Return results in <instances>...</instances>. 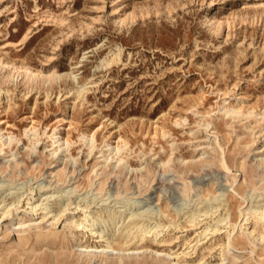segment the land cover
Instances as JSON below:
<instances>
[{"label":"rangeland","instance_id":"1","mask_svg":"<svg viewBox=\"0 0 264 264\" xmlns=\"http://www.w3.org/2000/svg\"><path fill=\"white\" fill-rule=\"evenodd\" d=\"M0 88V128L17 138L0 152V180L80 193L102 182L103 193L161 206L167 226L143 244L173 260H80V232L64 216L46 238L1 220L0 264H177L182 250L189 262H217L227 231L203 232L220 210L196 225L191 212L226 184L238 223L257 203L242 196L264 193V0H0ZM54 131L71 141L56 156ZM106 141L122 146L121 163L105 160ZM6 155L19 165L2 166ZM242 231L227 264H264V241Z\"/></svg>","mask_w":264,"mask_h":264},{"label":"bare ground","instance_id":"2","mask_svg":"<svg viewBox=\"0 0 264 264\" xmlns=\"http://www.w3.org/2000/svg\"><path fill=\"white\" fill-rule=\"evenodd\" d=\"M2 94L3 90L0 88V97H2ZM240 109V107L236 106L223 107L225 114L243 113ZM248 114L253 115V110H250ZM33 132L36 131L34 130V126H31L26 129L25 134L29 135V133ZM48 136L53 139L52 144H55L56 147V150L53 147L54 149L51 152L54 156L57 155L62 146L68 148V145L71 143L68 138L63 139L56 131ZM82 138L92 142L96 140L94 135L89 136L85 133L82 134ZM16 139L12 134H8L0 128V152L4 151L5 147L10 146ZM39 140L36 137L34 142H39ZM105 145L109 146L112 151V155H105V160L113 159L122 149V146H113L109 141H106ZM27 147L33 149L29 145ZM34 147L37 148V146ZM116 158V161L119 163L124 160V158H120L119 156ZM226 159L223 158L222 160L224 168L230 170ZM260 160L261 158L257 161ZM19 162L18 157L13 160V158H8L6 155L5 160L1 164L2 166L6 165V167L13 165L16 168L15 166L19 165ZM103 185L104 183L100 182L99 187L80 193L71 184H59L58 186L51 187L50 183L44 181H38L36 185H33L32 183L28 184V181L16 183L11 180L2 179L0 180V221L9 220L6 225V230L9 232L35 230L38 231L35 233L36 237L41 236L46 238L56 233L53 227L58 224L62 217L66 216L67 224L79 231L81 235L80 240L75 243L77 257L80 260L86 259L93 263L94 260L118 258V260L122 261L134 257H145L147 253H150V255H153V259H165L172 262L171 253L143 244L149 237H153L156 240L167 226L162 221L164 215L168 216L164 209L161 206L150 203V201L119 196L112 189L103 193ZM19 189L22 190L19 191ZM217 190L218 193L209 199L208 203H210V206L196 208L194 212L188 215L191 224L196 225L204 219H199L197 222L200 216L209 214L212 216L220 210L213 217V223L204 227L203 234L207 236L210 232L218 234L227 231V239L223 242L221 248V259L217 262H208L200 258L198 261L189 262L186 258L190 251L182 250L176 254V256L180 257V260L176 261L177 264H227L229 261L228 254H235L231 250L237 247L235 235L239 228L243 230L242 234L253 244L256 241H264V193L249 191L246 195L242 196L244 200H257V203L256 205L252 203L248 208H241L240 214L242 218L237 223L232 220L228 199V193L232 190L236 191V189L234 187L229 189L226 184H221ZM185 203L186 205L188 204V202L175 204L177 213L182 212ZM250 217L253 220L251 221L253 228L244 226ZM242 221L244 222L242 223ZM43 223H48L49 225L45 231L43 230L46 226L42 225ZM224 226H227L228 229L222 230ZM120 236L126 239L127 242L134 238L137 241L132 245L127 244L126 246L120 245L116 247L114 246V240ZM84 237H91L93 241H89L87 238L84 240ZM201 239L202 237L197 242ZM160 241H164V239ZM205 241H202V243ZM97 264H101V262H97Z\"/></svg>","mask_w":264,"mask_h":264}]
</instances>
